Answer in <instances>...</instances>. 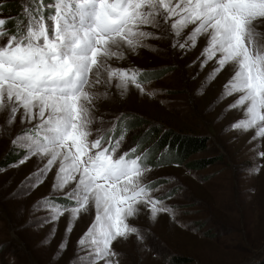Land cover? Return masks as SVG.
Returning a JSON list of instances; mask_svg holds the SVG:
<instances>
[{
    "label": "snow or ice",
    "instance_id": "6c2138e0",
    "mask_svg": "<svg viewBox=\"0 0 264 264\" xmlns=\"http://www.w3.org/2000/svg\"><path fill=\"white\" fill-rule=\"evenodd\" d=\"M47 9L53 11L45 16ZM23 15L15 32L6 30V19L0 18V41H6L0 43V113L7 114L0 127L11 128L18 114L21 125H30L12 144L26 151L19 163L47 157L34 174L37 184L58 163L53 191L63 192L71 206L48 198L41 203L54 221L70 214L66 234L81 213L95 209L93 223L78 240L84 255L77 256V264H120L113 243L133 235L143 239L129 222L141 205L152 219L172 212L144 183L151 169L144 163L147 154H137L140 146L119 152L127 134L120 127L117 135L124 114L89 139L93 124L102 121L94 115L98 86L112 87L116 81L121 95L130 86L145 92L143 70L112 67L110 61L122 60L123 49L144 47L143 41L155 36L146 27L163 26L180 37L194 26L183 43L173 42L182 49L206 37L201 66L211 60L217 64L209 79L227 65L234 67L223 96L238 93L229 108L243 109L244 116L231 127L254 129V138L264 137V34L259 30L264 0H27ZM65 247L66 241L60 250Z\"/></svg>",
    "mask_w": 264,
    "mask_h": 264
},
{
    "label": "rangeland",
    "instance_id": "374dc122",
    "mask_svg": "<svg viewBox=\"0 0 264 264\" xmlns=\"http://www.w3.org/2000/svg\"><path fill=\"white\" fill-rule=\"evenodd\" d=\"M26 3L0 0V18L6 19L4 28L9 32H15L24 20ZM51 11L47 9L45 16ZM192 27L180 37L163 26L146 27L155 36L145 39L144 47L134 52L123 49L122 60L110 61L112 67L143 70L144 93L130 86L121 95L114 86L116 81L112 87L103 84L97 88L94 115L102 121L93 124L89 139L97 137L96 129L106 130L124 114L125 124L118 123L117 135L120 127H126L127 134L119 152L140 146L137 154H147L144 163L151 169L144 183L172 209L152 219L149 208L140 206L139 214L129 222L143 239L133 235L113 243L120 264H179L176 258L190 260L184 264H256L264 259V156L260 155L264 137L254 138V129L231 127L244 116L243 109L229 108L238 93L223 96L234 67L227 65L209 79L217 64L211 60L201 66L206 37L198 38L194 48L172 46L177 40L183 43ZM259 30L264 34V24ZM154 71L163 74L149 79ZM6 115L0 113V125H5ZM29 126L21 125L18 114L11 128L0 127V264H77V256L84 255L78 240L93 223L95 209L90 206L87 213H81L67 234L69 213L51 219L50 210L41 201L48 198L68 206L71 202L63 192L53 191L58 163L39 184L34 174L43 168L47 157L32 156L19 163L26 151L13 146L12 140ZM168 129L207 136L208 149L192 158L217 156V163L202 170L163 164L170 151L151 149L157 140L152 134ZM9 156L15 161L5 163Z\"/></svg>",
    "mask_w": 264,
    "mask_h": 264
},
{
    "label": "trees",
    "instance_id": "16d2710c",
    "mask_svg": "<svg viewBox=\"0 0 264 264\" xmlns=\"http://www.w3.org/2000/svg\"><path fill=\"white\" fill-rule=\"evenodd\" d=\"M158 71H154L152 75L149 76V79L158 78L160 75H157ZM130 127H134L131 126ZM152 135H157V140L151 146V149L160 152L165 150L166 152L170 151L166 160L163 164L168 163H177L184 164L187 168L192 170H202L215 163H217V156H207L201 158H192L193 155L206 151L208 149V137L205 135L197 134H186L174 130H156ZM8 161L14 162L15 159L10 156L7 158L5 163ZM11 162V163H12ZM179 264H184L190 262L187 259H174ZM256 264H264V259L259 260Z\"/></svg>",
    "mask_w": 264,
    "mask_h": 264
}]
</instances>
